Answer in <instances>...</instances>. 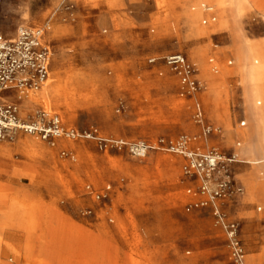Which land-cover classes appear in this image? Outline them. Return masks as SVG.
I'll list each match as a JSON object with an SVG mask.
<instances>
[{
  "label": "rangeland",
  "instance_id": "obj_1",
  "mask_svg": "<svg viewBox=\"0 0 264 264\" xmlns=\"http://www.w3.org/2000/svg\"><path fill=\"white\" fill-rule=\"evenodd\" d=\"M172 2L0 0L3 35L44 29L50 77L69 83L51 111L78 134L54 146L22 132L0 140L21 144L11 157L24 158L30 178L19 177L20 188L9 193L18 205L0 214V226L20 231V260L2 252L1 262L78 264L84 255V264H233L218 206L225 221L238 226L246 264H264V149L253 103L234 71L241 47L264 46V0L222 29H214L220 23L214 3L206 4L214 7L215 21L203 5L194 6L207 29L202 36L177 23L174 11L182 6ZM178 54L195 66L197 91L167 65V57ZM32 95L22 101L26 120L46 110L26 105ZM184 138L189 149L222 157L215 178L230 181L231 190L216 204L204 203L200 179L184 174L187 158L169 148ZM131 145L151 149L138 157ZM58 226L64 249L51 245Z\"/></svg>",
  "mask_w": 264,
  "mask_h": 264
},
{
  "label": "built area",
  "instance_id": "obj_2",
  "mask_svg": "<svg viewBox=\"0 0 264 264\" xmlns=\"http://www.w3.org/2000/svg\"><path fill=\"white\" fill-rule=\"evenodd\" d=\"M202 7L210 15L209 19L215 21L214 7L209 4H203ZM44 33V29L41 28H21L15 38H8L0 32V140L22 132L38 136L54 146L56 140L75 139L78 135L73 130L67 131L62 118L53 111L42 110L30 120L21 116L22 101L40 90L50 77L52 52L50 46L44 42ZM166 60L167 65L180 77L185 87L191 92L200 89V83L195 79V66L183 55H172ZM196 120L199 123L203 121L200 109L196 114ZM189 142V139L184 138L177 143H171L169 148L187 158L183 168L184 174L200 179V194L207 200L204 203L216 204L217 199L231 190L230 181L215 178L222 157L213 151L203 153L191 150ZM115 144L116 147L124 145L123 142ZM150 149V146L145 145L129 147L130 152L138 157H144ZM63 155L66 153L63 152ZM215 184L216 188L212 190L211 185ZM109 190L110 187L106 191ZM105 197L107 195H97L98 199ZM216 210L220 223L228 233L233 264H246V254L239 240L238 226L227 223L218 206Z\"/></svg>",
  "mask_w": 264,
  "mask_h": 264
},
{
  "label": "bare ground",
  "instance_id": "obj_3",
  "mask_svg": "<svg viewBox=\"0 0 264 264\" xmlns=\"http://www.w3.org/2000/svg\"><path fill=\"white\" fill-rule=\"evenodd\" d=\"M257 1L258 0H175V2L170 3V5L173 8H175L174 6L176 5L178 6V4L182 6V10L180 12L174 11V15L177 23L183 25L188 35L202 36L206 34L207 29L199 24V14L195 13L194 6L199 7L209 2L214 3L220 14V23L218 26L216 25L218 28L214 29H222L228 26L229 19L232 18L236 20L243 17L247 7L252 6ZM48 30L51 32L52 28L49 26ZM234 71L240 74L246 96L253 103L252 119L256 124L255 135L263 142V144L261 142L260 146L264 149V46L245 44L244 47H241L237 57V66ZM68 85L69 83L62 81L58 74L52 75L42 88L30 97L26 105L30 103H41L46 107L47 111H51L53 108L52 102L54 100L59 102L61 98L68 93ZM214 88L216 90V85ZM216 92L217 95H219V91L216 90ZM24 141L29 143L33 142V145L36 146L34 143L35 140L27 138L24 139ZM260 161H264V153ZM23 174V178H29L23 172L20 176L22 177ZM262 190L264 191V186ZM17 205L18 203L15 202V200L10 199L9 191L0 184V214L8 216V213L13 212ZM53 233L55 234H53L54 239L51 241L52 247L55 249H64L65 244L60 243L59 238H57L58 234L62 235L61 228L59 226L56 227ZM20 236L19 230L6 229L0 226V253L3 252V254L7 253L14 255L15 259L19 261L22 248L17 242V239L21 238ZM0 264L9 263L1 262L0 260ZM78 264H84V255H82V259Z\"/></svg>",
  "mask_w": 264,
  "mask_h": 264
},
{
  "label": "crops",
  "instance_id": "obj_4",
  "mask_svg": "<svg viewBox=\"0 0 264 264\" xmlns=\"http://www.w3.org/2000/svg\"><path fill=\"white\" fill-rule=\"evenodd\" d=\"M21 144L12 142H0V184H2L9 193L20 188L19 177L28 167L24 158L15 161L11 155L21 149Z\"/></svg>",
  "mask_w": 264,
  "mask_h": 264
}]
</instances>
